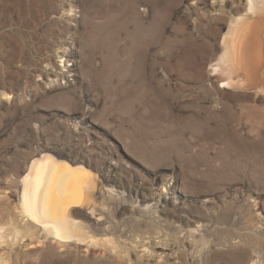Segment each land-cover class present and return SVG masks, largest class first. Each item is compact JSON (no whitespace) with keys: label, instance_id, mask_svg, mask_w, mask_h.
I'll return each mask as SVG.
<instances>
[{"label":"rangeland","instance_id":"rangeland-1","mask_svg":"<svg viewBox=\"0 0 264 264\" xmlns=\"http://www.w3.org/2000/svg\"><path fill=\"white\" fill-rule=\"evenodd\" d=\"M246 4L0 0L1 225L24 223L21 181L45 151L162 204L126 224L120 257L86 264H264V118L247 109L264 101L206 79ZM65 253L0 239V264H77Z\"/></svg>","mask_w":264,"mask_h":264},{"label":"bare ground","instance_id":"bare-ground-1","mask_svg":"<svg viewBox=\"0 0 264 264\" xmlns=\"http://www.w3.org/2000/svg\"><path fill=\"white\" fill-rule=\"evenodd\" d=\"M263 33L264 0H247L245 12L231 22L223 53L211 63L207 81L221 77V88L245 91L251 100L264 101ZM217 102L225 105L222 99ZM247 109L249 123L257 125L256 119L264 118L256 105ZM57 156L42 151L32 158L21 181L20 209L25 221L17 226L18 220L10 218L9 230L0 223V239L12 237L15 245L25 238L44 240L50 256L55 249H66L65 256L77 264L96 263L108 252L120 257L118 241L128 237L130 220L155 221L161 216L162 204L141 201L132 191L115 188L110 178L91 174L64 154ZM132 242L143 257L154 256L150 238Z\"/></svg>","mask_w":264,"mask_h":264}]
</instances>
